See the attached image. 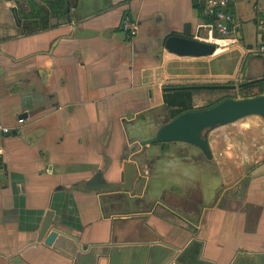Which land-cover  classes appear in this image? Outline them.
Instances as JSON below:
<instances>
[{
    "label": "crops",
    "instance_id": "obj_1",
    "mask_svg": "<svg viewBox=\"0 0 264 264\" xmlns=\"http://www.w3.org/2000/svg\"><path fill=\"white\" fill-rule=\"evenodd\" d=\"M64 7L19 30L0 5V121L11 128L2 139L0 264H264V133L255 120L249 125L258 138L263 133L258 155L248 145L222 150L224 163L238 155L255 163L234 192L219 191L226 182L217 170L213 194H200L194 161L177 158L173 168L152 158L140 171L131 157L153 132L138 120L167 114L165 90L231 81L237 92L240 83L264 80V0H231L226 36L212 32L203 4L191 0ZM124 14L136 26L133 37L121 30ZM186 24L191 37L215 46L212 54L165 49ZM202 91L193 92L195 107ZM207 139L213 157L217 139ZM125 161L138 172L129 190L86 188L96 173L123 182ZM48 211L58 233L51 245L49 230L38 239Z\"/></svg>",
    "mask_w": 264,
    "mask_h": 264
},
{
    "label": "water",
    "instance_id": "obj_2",
    "mask_svg": "<svg viewBox=\"0 0 264 264\" xmlns=\"http://www.w3.org/2000/svg\"><path fill=\"white\" fill-rule=\"evenodd\" d=\"M58 8L64 11L62 5ZM191 35L190 26L186 24L180 35H171L165 39L164 47L167 51L180 56H206L214 52L213 44L197 40ZM249 115H258L264 119V94L241 98L227 97L209 107L182 112L157 125L149 138L139 140L138 143L143 146L181 142L198 148L207 158H211L206 131L216 126L233 123ZM136 150L137 147L134 146L132 152ZM137 175L134 163L125 161L123 162V182L109 184L100 173H96L85 185L92 190L116 186L129 190ZM51 218L52 212H46L38 232V239H40L49 230L44 241L46 245H51L58 235L56 230H50Z\"/></svg>",
    "mask_w": 264,
    "mask_h": 264
},
{
    "label": "rangeland",
    "instance_id": "obj_3",
    "mask_svg": "<svg viewBox=\"0 0 264 264\" xmlns=\"http://www.w3.org/2000/svg\"><path fill=\"white\" fill-rule=\"evenodd\" d=\"M227 82H223V83L216 82V83L226 84ZM221 95H235L236 96V91L219 92V91H211L210 90V92H208L206 90H203L202 92L197 94V97L196 96L194 97L195 105H196V107L205 106L207 103L214 101L215 99H217ZM237 98H241V97L237 96ZM157 114H158L157 116L151 117V118H146V120L144 121V123L148 122L147 125H148L149 130L154 131L153 125L155 123L159 124L161 120H164V121L168 120L167 114H165V113L160 114V111L157 112ZM250 120H255L256 126H258V127L260 126L259 128H261V132L263 131V133H264V129H262V128H264V119L258 115H249V116L241 118V119H239L233 123L221 125V127L216 126L217 127L216 132H215L214 128L208 129L206 136L210 138V142H213L215 140V138L217 139V149H216L214 155L212 154L213 157H211L212 159H210V161H208L206 158H204L200 155H197V153H195V152H194V156H191V152L187 153L188 151H185L182 149L183 143H177V142L168 143V144H164V145L154 144L150 148L147 147L148 145H143V146L138 145L139 151L135 154H132L131 157L138 162L139 167H140V171L143 168V163L146 161H149L152 158L158 159V161L160 162V164H158V165H160V166H172L173 168H177L175 166L176 162L174 161V159L179 158V159H183V161H188V162L194 161L199 166V171H200L199 172V178H200L199 180L201 181L200 185L202 186V187H200V194L203 191L205 193L213 194L215 187L217 186V184L220 183L219 182V175H217V173H216V172H218L217 170H219V172L221 173V180L225 179V182H226V183H223L222 186H219V188H220L219 191H221L223 194L224 189L230 188V191L234 192L236 189H239V186L244 185L245 179H243L240 183H239V181L242 178H244L245 175L248 174V172L251 170V167L255 163H253V160H250V162H249V160L247 161L243 155H242V157H240V155H238L237 159H239V160L237 162L233 163V159H232V160H227V162L224 163V161H226V160L224 159L225 155H224V152L222 153V150L227 148V146H226L227 143H231L232 145H234L235 149H238V146L245 148L244 146L248 145L249 146L248 149H253L255 151V152L253 151L254 154L258 155L257 147L260 150V147L263 144L262 143L263 137L261 138V136H263V133H261L259 135V138H258L257 135L255 134V131L253 130V128H254L253 124L249 125ZM150 122H151V124H150ZM144 123H143V121L138 120V125H142ZM220 128L225 129V132L223 133V132L219 131ZM237 128L238 129L241 128V131L237 130ZM214 132L215 133L218 132L216 134L215 138H214ZM254 136H256V139L254 138ZM258 144H260L261 146ZM146 148H148V149H146ZM186 150H188V149H186ZM210 151L212 152L211 148H210ZM243 151H244V149L242 150V152ZM259 155H261V152L259 153ZM241 161H242V164L239 165V162H241ZM224 164L228 165L229 169H231L230 170L231 174H227V175H230V178L224 177L225 171H226L223 169L225 166ZM208 165H210L209 166L210 169L206 170L208 168L207 167ZM235 165H239L240 167L235 166ZM213 166L216 167V171H212ZM192 168H194V167H192ZM203 168H206V169L203 170ZM188 171H189V169H188ZM141 173H142L141 175H144L143 172H141ZM140 179L144 180L145 178L142 177ZM234 183H236L235 186H233ZM230 186H233V187H230ZM236 186H237V188H236ZM195 190H197V188ZM217 190H218V188H217ZM226 192H228V190Z\"/></svg>",
    "mask_w": 264,
    "mask_h": 264
},
{
    "label": "trees",
    "instance_id": "obj_4",
    "mask_svg": "<svg viewBox=\"0 0 264 264\" xmlns=\"http://www.w3.org/2000/svg\"><path fill=\"white\" fill-rule=\"evenodd\" d=\"M210 22V19H207L206 22ZM235 86L233 82L229 81L226 84H211V85H185V86H173L168 90H165L163 95V102L167 108L168 118L172 119L178 114L188 111V110H195V109H202L209 107L216 102L230 97V98H237V95L240 97H250L260 95L264 91V80H256L251 82H243L237 85V92L235 95H221L214 101L207 103L205 106L202 107H195L192 103V96L193 92H198L201 90H211V91H235ZM253 88H257L258 94H249L248 91L252 90Z\"/></svg>",
    "mask_w": 264,
    "mask_h": 264
},
{
    "label": "built area",
    "instance_id": "obj_5",
    "mask_svg": "<svg viewBox=\"0 0 264 264\" xmlns=\"http://www.w3.org/2000/svg\"><path fill=\"white\" fill-rule=\"evenodd\" d=\"M199 2L204 6V15L210 18L209 26L215 34L219 36H226L234 27V17L228 9L231 0H191ZM121 30L129 37L136 34V26L128 14H124L121 20ZM18 123L23 119L19 118ZM11 131L10 126H7L0 121V175L3 174L5 169L4 151L2 147V139Z\"/></svg>",
    "mask_w": 264,
    "mask_h": 264
},
{
    "label": "flooded vegetation",
    "instance_id": "obj_6",
    "mask_svg": "<svg viewBox=\"0 0 264 264\" xmlns=\"http://www.w3.org/2000/svg\"><path fill=\"white\" fill-rule=\"evenodd\" d=\"M68 2L69 0H0V5L6 6L8 8L10 16L13 18L16 26L19 27L20 30V28L22 29L26 28V26L33 25L32 23H34L38 17L42 19L47 17L49 14L54 15L55 11L59 9V5H62L64 7L68 4ZM162 122H164V120H161V123ZM145 124H147V122L144 123V126H146ZM168 143L173 142L158 144L164 145ZM135 145L138 149L139 143ZM182 149L188 151L187 153L191 152V156H194L195 152L197 153V155L206 158L208 161H210L211 159L207 158L198 148L189 144L183 143Z\"/></svg>",
    "mask_w": 264,
    "mask_h": 264
}]
</instances>
